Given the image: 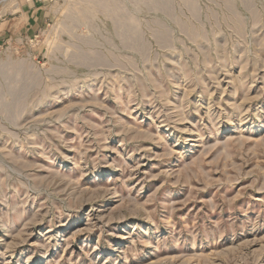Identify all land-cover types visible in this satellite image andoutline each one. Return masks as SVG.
Wrapping results in <instances>:
<instances>
[{"label":"rangeland","instance_id":"obj_1","mask_svg":"<svg viewBox=\"0 0 264 264\" xmlns=\"http://www.w3.org/2000/svg\"><path fill=\"white\" fill-rule=\"evenodd\" d=\"M0 264H264V0H0Z\"/></svg>","mask_w":264,"mask_h":264},{"label":"bare ground","instance_id":"obj_2","mask_svg":"<svg viewBox=\"0 0 264 264\" xmlns=\"http://www.w3.org/2000/svg\"><path fill=\"white\" fill-rule=\"evenodd\" d=\"M189 138V137H188ZM190 140V139H189ZM191 141H193V140H191ZM28 261H29V259H28Z\"/></svg>","mask_w":264,"mask_h":264}]
</instances>
